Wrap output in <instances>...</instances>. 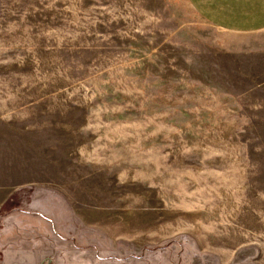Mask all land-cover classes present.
I'll list each match as a JSON object with an SVG mask.
<instances>
[{
	"label": "rangeland",
	"instance_id": "1",
	"mask_svg": "<svg viewBox=\"0 0 264 264\" xmlns=\"http://www.w3.org/2000/svg\"><path fill=\"white\" fill-rule=\"evenodd\" d=\"M40 234L45 264H264V31L0 0V264Z\"/></svg>",
	"mask_w": 264,
	"mask_h": 264
},
{
	"label": "crops",
	"instance_id": "2",
	"mask_svg": "<svg viewBox=\"0 0 264 264\" xmlns=\"http://www.w3.org/2000/svg\"><path fill=\"white\" fill-rule=\"evenodd\" d=\"M191 3L203 18L218 28L246 33L264 31V0H191ZM37 238L44 243L35 249L34 262L45 264L42 260L50 253L49 239L42 234Z\"/></svg>",
	"mask_w": 264,
	"mask_h": 264
}]
</instances>
